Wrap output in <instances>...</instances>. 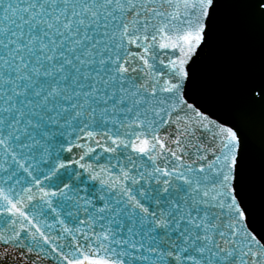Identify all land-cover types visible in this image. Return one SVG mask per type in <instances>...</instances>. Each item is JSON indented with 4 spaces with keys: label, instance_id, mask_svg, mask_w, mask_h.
I'll list each match as a JSON object with an SVG mask.
<instances>
[{
    "label": "snow or ice",
    "instance_id": "obj_1",
    "mask_svg": "<svg viewBox=\"0 0 264 264\" xmlns=\"http://www.w3.org/2000/svg\"><path fill=\"white\" fill-rule=\"evenodd\" d=\"M216 8L0 0V264H264L245 130L187 98Z\"/></svg>",
    "mask_w": 264,
    "mask_h": 264
},
{
    "label": "water",
    "instance_id": "obj_2",
    "mask_svg": "<svg viewBox=\"0 0 264 264\" xmlns=\"http://www.w3.org/2000/svg\"><path fill=\"white\" fill-rule=\"evenodd\" d=\"M249 86L257 89L264 86V18L252 11L249 0H217L211 37L197 57L194 78L187 89V98L189 102H195V105L212 119H219L221 122L227 120L245 130L246 163L250 177L248 200L256 210L253 222L259 227L262 223L259 203L264 189V100L258 97L249 98ZM65 92L71 95L67 90ZM76 99L78 98L73 97V100ZM32 100L33 104L39 103L35 98ZM28 109L33 110L32 104L28 105ZM46 126L50 130L57 127ZM206 142L207 138L201 141ZM84 151L81 147L74 149L75 155L64 152L54 155L76 159ZM207 155L210 158L212 154ZM3 157L4 153L0 149V158ZM192 158L198 159L195 155ZM9 160L11 156L0 159V164L11 169L13 165L8 163ZM84 162H89L87 157ZM28 163L29 161H25V166ZM44 166V163L40 164L41 168ZM67 167L72 168L74 165ZM76 170L81 173L85 187L92 183L85 179L87 174L83 169ZM17 175L22 181L30 179L28 174L22 171ZM4 180L6 177L0 172V181ZM43 183L42 181L41 184ZM23 187H27V184L23 183ZM44 211L48 214L51 212L50 209ZM59 232L60 228L55 227L49 235L55 239V234ZM2 251L0 248V252ZM8 252L11 253L12 249L8 248ZM18 259L19 257L14 255L8 264H16ZM36 264H48V261L41 256Z\"/></svg>",
    "mask_w": 264,
    "mask_h": 264
}]
</instances>
